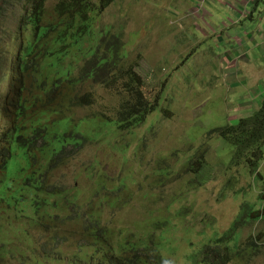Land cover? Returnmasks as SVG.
I'll list each match as a JSON object with an SVG mask.
<instances>
[{
	"label": "rangeland",
	"instance_id": "374dc122",
	"mask_svg": "<svg viewBox=\"0 0 264 264\" xmlns=\"http://www.w3.org/2000/svg\"><path fill=\"white\" fill-rule=\"evenodd\" d=\"M60 1L48 0L47 10L53 12ZM230 4V0H115L105 7L95 19L102 38L93 36L91 43L105 39L104 62L131 68L140 88L156 85V108L143 125L117 137L108 124L93 132L77 126L92 142L50 175L51 184L80 193L85 205L94 201L95 207H104L103 219L114 229L159 221L156 238L159 241L163 231L162 264H195L214 241L217 251L234 253L258 234L259 246L245 247L243 256L230 264H264V211L260 219L250 214L264 209V163L259 174L244 165L233 167V148L210 134L245 117L238 112L242 105L245 113H251L246 107L258 104L261 92L256 84L245 82L246 75L226 80L220 74V64L229 59L240 68L247 62L239 36L245 40V31L256 24L246 18L234 25L237 14ZM27 5V0H13L0 14V108L9 100L11 87L9 82L2 85V80L15 64L10 57L21 43L20 24ZM103 53L101 43L99 55ZM254 57L264 61L259 54ZM128 81L129 76L116 82H84L74 95L90 97L71 116L76 122L115 119ZM82 125L94 128L92 121ZM23 154L0 177V207L6 209L0 219V238L11 240L3 241L0 256L19 257L8 264H22L28 248L22 232L17 233L25 219L14 209L9 191L21 187L29 174L20 172L26 164ZM235 220L241 226L217 242ZM32 236L35 246L41 247L42 229L34 228Z\"/></svg>",
	"mask_w": 264,
	"mask_h": 264
},
{
	"label": "trees",
	"instance_id": "16d2710c",
	"mask_svg": "<svg viewBox=\"0 0 264 264\" xmlns=\"http://www.w3.org/2000/svg\"><path fill=\"white\" fill-rule=\"evenodd\" d=\"M114 1L61 0L54 11L49 12L48 0H27V11L20 24L21 43L18 52L10 57L15 64L12 72L2 80V85L9 82L11 87L9 100L1 108L8 116V107L13 106L11 125L5 129L0 120V140L5 144L0 152V175L6 172L14 157L21 158L22 151L27 167L21 171L30 172L22 180L21 187L9 189L14 209L25 219L17 231L22 232L28 243L27 252L22 255V264L163 263L162 243L159 242L163 231L159 241L156 238L161 225L159 221L147 226L114 229L103 219L104 207H95L94 201L87 206L80 193L50 183L53 170L80 153L87 142H92L83 130L76 129L85 119L77 124L70 114L90 97V94L74 95L84 82H116L118 77H130L123 88L125 98L116 118L103 123L94 118L90 120L96 129L110 125L115 137L118 133H132L155 111L154 98L158 87L146 88L143 85L140 88L131 68L124 70L104 62L103 57L108 50L104 38V42L90 43L89 38L93 36L102 38L101 30L95 24L96 16ZM12 3L13 0L2 1V16ZM101 43L104 44L102 56L99 55ZM88 49L92 51L93 58L83 66L82 60L90 59L86 55ZM78 52L83 55L81 59L77 58ZM105 66L110 67L105 70ZM210 133L218 134L233 146L231 165L245 164L256 169L264 156V99L252 115L239 118L235 125H226ZM14 146L20 148L18 153ZM262 211H250V214L253 219H256L255 216L260 219ZM2 213L6 216V209L0 207V219ZM239 224L235 220L227 235L237 230ZM34 228H40L44 233L41 247L35 246ZM226 237L217 242L224 241ZM1 238L0 251L5 248L3 241L11 243V240ZM258 238L262 239L260 234ZM258 238L240 245L234 253L228 249L217 251L216 241L211 242L204 250L203 259L196 264H229L233 257L240 259L243 256L245 247L257 248ZM18 258L13 254H4L0 256V264H8Z\"/></svg>",
	"mask_w": 264,
	"mask_h": 264
},
{
	"label": "crops",
	"instance_id": "0c3cea01",
	"mask_svg": "<svg viewBox=\"0 0 264 264\" xmlns=\"http://www.w3.org/2000/svg\"><path fill=\"white\" fill-rule=\"evenodd\" d=\"M230 8L237 14L235 24H239L242 20L249 18L255 20L256 24L250 30H246L247 37L239 36L242 40L241 49L245 52L246 63L242 68L236 63L235 59H229L227 65H221L222 72L227 80L230 78H239L246 75L245 82L254 83L261 91L258 98L264 97V61L256 59L254 56L259 54L264 58V0H230ZM244 25V24H243ZM233 36H237L234 35ZM229 36L230 39L233 38ZM247 42V43H245ZM251 55V58L249 57ZM262 83L263 85H261ZM257 95V94H256Z\"/></svg>",
	"mask_w": 264,
	"mask_h": 264
},
{
	"label": "clouds",
	"instance_id": "9594fccd",
	"mask_svg": "<svg viewBox=\"0 0 264 264\" xmlns=\"http://www.w3.org/2000/svg\"><path fill=\"white\" fill-rule=\"evenodd\" d=\"M234 25H235V23H234ZM228 36H230V35H228ZM101 38V37H100ZM241 42H242V40H240ZM90 43H91V41H90ZM95 44H97V42L96 43H94V45ZM89 52H90V49H88L87 51H86V55L88 56V57H90V59L89 60H82V65L84 66V65H86V64H88V63H90L91 62V59L93 58V54H89ZM78 54V59H81L82 57H83V55L82 54H80L79 52L77 53ZM92 57V58H91ZM12 62V61H11ZM237 63V62H236ZM238 64V63H237ZM221 65H227V63H223V64H220V66ZM119 66V65H118ZM220 69V68H219ZM10 72H12V71H10ZM220 74L222 75L223 73H221L220 72ZM6 76H8V74L6 75ZM5 76V77H6ZM223 76V75H222ZM224 77V76H223ZM225 78V77H224ZM4 79V78H3ZM227 80V79H226ZM92 81H94V80H92ZM99 81H101V82H107L106 80L105 81H102V80H99ZM251 84H254V83H251ZM154 86H156V85H154ZM9 96V95H8ZM10 97V96H9ZM256 98V97H255ZM263 99H264V97H263ZM263 99H261V98H257V100H258V104H255V105H253V104H248L247 105V107L246 108H250V110H251V113H249V114H247V113H245L244 112V110H245V107H244V105H242L241 106V108L239 109V114H241V115H245V117H248V116H250V115H252L255 111H257L259 108H260V106H261V104H262V101H263ZM8 112H9V115L7 116V115H5V114H3V110L0 108V120H2V122L4 123V127H5V129H7L10 125H11V115H12V113H13V106L12 105H10L9 107H8ZM241 112H244V113H241ZM240 118H243V117H240ZM82 118H80L79 120H78V122H76V120H75V118H74V120H75V122L77 123V124H80V120H81ZM84 119V118H83ZM86 120H89V119H85V121L84 122H82L81 123V126H82V128L83 129H85V130H90V131H94L95 129H96V126H95V124H94V128H88V127H84V125H82V124H86L85 122H86ZM90 121V120H89ZM238 122V121H237ZM231 125H235V124H231ZM211 134V133H210ZM213 134H216V133H213ZM2 135V131L0 130V136ZM216 135H218V134H216ZM219 136V135H218ZM220 137V136H219ZM221 138V137H220ZM222 139V138H221ZM229 144V143H228ZM230 145V144H229ZM4 146H5V144L4 143H2L1 142V140H0V152L3 150V148H4ZM231 146V145H230ZM232 148H233V146H231ZM14 149H15V151L18 153L19 151H20V148H18L17 146H14ZM23 152L24 151H22L21 153L23 154ZM233 153H234V148H233V151H232V155H233ZM21 158H22V156H21ZM15 159V157L12 159V160H14ZM16 159H19V157H16ZM231 159H232V156H231ZM11 160V161H12ZM26 160V159H25ZM10 161V162H11ZM10 162H9V164H10ZM261 162H263L264 163V156H263V159L260 161V163L258 164V167L255 169H251L250 167H248V166H246L245 164H240V165H232L233 167H239V166H241V165H244V166H246L248 169H249V171L251 172V173H256V174H259V172H258V169H259V167H260V164H261ZM204 163H206V161H204ZM9 164H8V167H7V170H6V172L4 171V173L3 174H7V171H8V168H9ZM230 164H231V161H230ZM47 166H48V164H47ZM27 167V160H26V164L20 169V172L21 173H30L29 171H24V172H22L21 170L23 169V168H26ZM61 167V166H60ZM60 167H58V168H60ZM57 168V169H58ZM56 170V169H55ZM54 171V170H53ZM52 171V172H53ZM51 172V173H52ZM50 173V174H51ZM3 176V175H2ZM1 175H0V177H2ZM264 192L262 193V198H264ZM246 204H248L247 202L245 203V205L243 206V209H244V207L246 206ZM262 210H264V209H262ZM242 215V214H241ZM240 215V216H241ZM239 216V217H240ZM241 226V224H239V227ZM227 232V231H226ZM224 233V237L225 236H228L227 235V233ZM259 235V234H258ZM257 235V236H258ZM252 237V236H251ZM255 238V237H254ZM221 239V238H220ZM255 240V239H254ZM248 241H249V239H248ZM247 242V241H246ZM246 242H243V243H241L240 245L242 246V244H244V243H246ZM239 245V246H240ZM258 245H259V243H258ZM251 249V248H250ZM234 258L235 257H233V260H234ZM238 259H239V257H237ZM196 264V263H195ZM230 264V263H229Z\"/></svg>",
	"mask_w": 264,
	"mask_h": 264
}]
</instances>
